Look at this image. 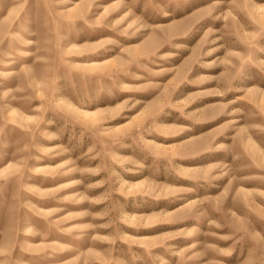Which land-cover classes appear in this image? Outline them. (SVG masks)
Listing matches in <instances>:
<instances>
[{
	"label": "rangeland",
	"instance_id": "obj_1",
	"mask_svg": "<svg viewBox=\"0 0 264 264\" xmlns=\"http://www.w3.org/2000/svg\"><path fill=\"white\" fill-rule=\"evenodd\" d=\"M0 264H264V0H0Z\"/></svg>",
	"mask_w": 264,
	"mask_h": 264
}]
</instances>
